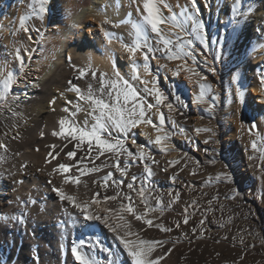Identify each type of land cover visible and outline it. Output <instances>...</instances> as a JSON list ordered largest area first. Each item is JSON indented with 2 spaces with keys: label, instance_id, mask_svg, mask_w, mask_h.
<instances>
[{
  "label": "bare ground",
  "instance_id": "6f19581e",
  "mask_svg": "<svg viewBox=\"0 0 264 264\" xmlns=\"http://www.w3.org/2000/svg\"><path fill=\"white\" fill-rule=\"evenodd\" d=\"M138 2L142 9V0H138ZM167 2L173 6L177 20L183 24L180 6L185 5L187 0H167ZM211 2L213 5L211 12L204 17L207 21L206 28L214 29L213 24L217 22V19L223 26L224 35L220 45H222L221 51L224 56L229 58L227 62L231 60L235 65L238 60L234 58L240 54L241 49L242 56H245L242 63L238 64L240 70L236 71V66L232 71L233 75L239 76L237 83L246 88L249 93L244 108H241L239 101L235 99L234 95L232 96V108L237 112L234 121L236 122V134H238L237 131L243 128L244 122L247 121V115L256 121H259L264 115V104L260 103L258 91L260 84L256 80L257 78L254 80V77H251L253 69L264 58V7L258 10L261 11V14L255 13L256 11L250 12L249 8H257V0H240L238 15H235L231 12V8L235 6V0H211ZM48 7L49 11L45 13V19L41 21L34 15V11L39 8L38 0H0V91L3 90L0 95V132L2 131L3 138L0 141L4 142L6 146L4 149L0 148V173L4 176L3 181L0 182V261H3L4 264H63L60 262L65 260L64 262L67 264H78L70 253L73 240L79 238L87 240L95 236L117 254V256L108 257L102 249H91L86 245L83 249L84 253L96 261V264H109L111 260L117 258L123 261V264H131V259L122 251V245L115 235L102 223L89 222L91 227L87 231L72 225L63 229L58 227L59 220L69 219L61 209L70 208V206L58 201L52 187H62L66 194L74 195L80 201L89 202L99 192L102 194L98 197L100 203L94 206V210L103 213L107 209H112L108 214L111 217L110 222L114 226L122 224L123 221L120 220L119 214L120 201L103 200V195L115 194L114 188L112 186L107 189L100 187L102 177L113 168H102L100 172L80 175L78 185L64 184L61 177L71 175L76 172L77 167H82L83 165L78 163L79 158L87 157L88 153L85 145L81 150H78L77 158L70 160L66 153L73 150L75 142L70 143V137L65 139L54 136L53 132L59 131V121L62 118L74 119L81 125L86 119L89 126L94 123V118L88 115L91 111L90 108L84 107L80 113H76L77 106H81L85 101L79 100L76 93L68 92L72 85H80L82 93H86L90 86L93 93L94 91L99 92L101 76L106 78L104 79L106 81H115L117 72L120 74L121 84L123 80L129 82L133 80L139 84L146 81L142 77H139L138 80L132 79L134 74L131 54L123 48L126 42L122 44L118 41L120 37L133 39V25L142 23L140 13L137 12L135 5L130 4L129 0H49ZM163 11L165 16L170 15L166 9ZM21 17H26L25 26L33 29L31 40L20 29ZM105 20L110 22L104 23ZM246 20L248 21L247 25L245 24ZM230 21H239V23H230ZM211 25L212 27H210ZM161 27L164 29V34L172 39H175L176 33L181 32V28L170 21H166ZM37 28L39 33L35 31ZM104 31L114 33L115 38H111V43H108V38L103 35ZM154 35L150 36L153 45L154 41L156 42ZM217 36L220 37V35ZM131 41L133 42V40ZM236 42L238 46L235 51ZM248 44L253 49L250 57L245 55L246 50L250 47ZM17 50H20V55L24 56L23 74H21V65L16 58ZM25 50H28L27 54ZM139 56L140 54L136 53V58ZM158 59H153V63L156 65L155 71L163 74L164 82L170 78L173 79L170 68L175 65L159 67L162 62H159ZM220 68L219 66L218 69ZM81 70L85 73L83 77L79 75ZM93 73L96 75L93 76ZM188 75L191 74L187 71L181 72L178 77L175 76V80L173 79V83H171L176 85L180 83L191 93L189 95L190 105L187 104V109L195 112L192 119L194 124L199 125L201 123L196 113H202V109L191 104V100L198 93L199 88L198 85L186 79ZM75 76L80 77L77 84L75 82L68 84L71 79H75ZM195 79L196 77H193V80ZM219 79L218 75L208 76L211 83ZM6 83L9 84L7 91H5ZM235 87L236 85L233 84V92ZM32 93H38V98L35 99ZM52 97L55 99L54 103H50ZM17 110L20 113L19 116L16 115ZM72 113H75V116H72ZM44 118L47 119L45 123ZM43 124L44 128H42ZM13 128L17 129L13 132L17 135L10 138L3 135L6 132H12ZM140 131L146 135L138 134L136 136L137 145L143 144L144 147L156 149L153 144L148 142V137L155 139L157 135L152 131L150 125L141 124L138 133ZM42 133L43 135H41ZM230 141V138L225 137L224 147L229 148ZM126 144L133 153L136 152V148L130 144V139L126 141ZM52 145H55V149H52L53 155L60 151V156L56 160H51L49 156V146ZM165 153L166 151H161V155ZM107 155L112 157L107 163H113L114 156L111 153ZM96 156L97 153L94 150L92 156L84 160V164H87L88 167L104 165L105 157L100 156L99 159H96ZM173 156L174 154H171L167 158L170 160ZM120 159L121 166H123L124 156L122 155ZM49 160L51 163H48ZM129 161H132V158H129ZM58 163L74 166L68 173L57 172L52 177H48L47 173L51 172ZM165 163V161H158L157 164L161 168L167 169ZM142 170L137 168V172ZM240 170L244 172L242 176H247L245 168ZM135 171L133 168L129 170L130 173ZM153 171L156 173V178L163 181L169 175L176 174L175 170L170 172L169 169L164 171L160 168L155 170L153 168ZM117 173H114L113 178L122 179ZM9 174H12L11 178H8ZM49 179L52 180L51 185L48 183ZM145 179L138 178L137 182L140 181L143 185L147 183L148 186H151V181L145 182ZM124 180L125 185L122 186L121 195L128 191L126 183L131 179ZM14 181H22V183H14ZM109 184L111 185V182ZM134 187L139 189L141 186L134 184ZM148 192L151 193L148 205L154 209V188ZM132 195L137 211L143 212L145 205L139 202V197L135 192ZM33 199L36 201L35 204L29 202ZM21 213L26 218V224L20 225L10 219L12 216H20ZM4 217L8 219H4ZM147 218L152 219L156 224L154 211H150ZM125 219L131 221L132 231L140 232L141 238L145 240L170 239L175 243L171 258L168 262H164L165 264H218V259L210 257L213 246L209 247L204 242L185 241L186 239L183 243H178V240L169 233L154 227L149 228L127 214H125ZM169 247H172V243L166 244L165 250ZM157 254H162L159 248L154 256Z\"/></svg>",
  "mask_w": 264,
  "mask_h": 264
},
{
  "label": "snow or ice",
  "instance_id": "6c2138e0",
  "mask_svg": "<svg viewBox=\"0 0 264 264\" xmlns=\"http://www.w3.org/2000/svg\"><path fill=\"white\" fill-rule=\"evenodd\" d=\"M130 4L136 6L137 12L140 13V19L142 23H136L133 25L134 28V40L130 44H124L123 48L125 51L131 54L132 61V71L134 73L132 79H139L138 66L136 64V53L141 49H146L143 52V70L149 72V57L151 54L152 59H156V54L160 56H167L169 60H180L184 63H187V58H190L192 63L195 65L199 63L203 66L207 74L215 77L217 76L216 62L221 60V53L218 45L222 37H219L215 34L209 33L206 29L207 21L205 16L210 14L213 7L211 0H187L185 5L180 6V15L183 17V24L177 20V14L173 11V6L167 2V0H142V9L138 0H129ZM238 2V0H237ZM39 8L34 11V15L39 17L41 21L45 19V13L49 11V0H38ZM29 7H32L29 5ZM54 7V5H53ZM264 7V0H257V8H249L250 12L258 11L260 8ZM164 9L170 13L169 16H165ZM231 12L235 15H238L236 7L231 8ZM26 17H21L20 19V29H22L27 35L29 40L32 39L31 31L33 29L25 26ZM166 21L172 22L174 25L181 28V32L175 34V40L170 36L164 34V29L161 27L165 24ZM110 21L105 20L104 23H109ZM230 23H239V21H230ZM248 21H245L247 25ZM39 33V29H35ZM150 33L155 34L156 42L155 46L152 43L150 38ZM103 35L105 38H108V43L112 42V37L114 33L109 31H104ZM202 46L198 47L197 43ZM252 46L250 45L249 49L246 50L245 55L250 57ZM26 54L28 50H25ZM211 56V59H209ZM199 57V59H198ZM16 58L21 65V74H23V65H24V56L20 55V50H17ZM70 59V58H69ZM159 67H166V65H160ZM239 65L237 66L236 71H239ZM188 73H194L196 79L193 80L192 75H188L186 79L189 82L195 83L198 85L199 91L194 95L191 100V104L200 107L202 105H207L206 111L209 114H212L216 107L217 102L220 98V93H216L211 96V100L206 99V96L210 93L215 92L213 84L208 80V75H204L201 72L197 71L195 67L187 68ZM258 79L260 81L259 96L260 103L264 104V66H257ZM81 77L85 73L81 70ZM93 76L96 74L93 73ZM173 76L180 75V69L177 68L176 71L172 73ZM115 81L105 82L103 76L100 78V95H95L91 86L89 87L86 93H82L81 89L77 85H72L71 91L76 93V96L79 100L85 101L91 107V111L88 113L89 116L94 118V123L90 126L88 120L86 119L83 122V125L78 124L74 119L62 118L59 121V131L53 132L54 136L64 137L68 139L69 142H75L73 145V150L66 153L67 157L70 160H75L77 158L78 150H81L86 145V151L88 156H81L78 163L82 164V167H77L76 172L71 175H64L61 177L64 184H76L80 183V175L86 173L100 172L102 168L111 167L115 172H118L121 177L127 176V169L129 167V158H132V163L136 162V159H139L143 163V171L147 174L148 179L154 177L156 173L153 171L151 164L157 163L149 154L143 144L137 145L136 136L146 135L142 131L138 133L139 126L141 124L149 125L152 124L156 128L158 134L153 140L151 137H148V142L157 146L161 151H166L167 149L164 146V141H167L170 136L169 133L164 131L165 117L164 114L160 111V106L164 105L169 113H172L176 108L187 107L185 101L181 98L180 95H174L172 92H165L158 85L157 79L154 77L151 81L152 87L147 86V81H142L144 84L142 95L128 80H123L121 84V77L119 72L116 73ZM11 80V77H9ZM239 76L233 75L230 77L229 90L232 89L233 84L236 85L233 95L236 100L239 101L241 108L246 107L247 96L249 93L247 89L244 88L241 84L237 83ZM9 84H5V91L8 90ZM178 87V86H176ZM174 95L176 101V108H174L173 103L169 100V96ZM150 97H154V103L149 101ZM51 103H54L52 101ZM155 108L156 112L149 115L150 111ZM67 110V109H66ZM80 107L77 106V111H80ZM155 115L158 117L159 124H153L152 116ZM72 116H75V113H72ZM171 119V117H169ZM261 121L264 122V116L261 117ZM174 125L176 124L175 120L171 121ZM258 127L255 120L252 121L251 126L248 129L249 133H252ZM180 132H184V128H179ZM195 132L197 134L204 132L210 133L206 139L203 140V144L208 145L209 143H216L215 137L217 135L216 131L213 128H196ZM259 135V132L256 133ZM43 135V133L41 134ZM130 139L131 146L136 148V152L130 150L129 146L126 144V141ZM0 147H6L3 144H0ZM49 156L51 160H56L60 156V151L55 152L53 155L52 149H55V145L49 146ZM66 147V145H65ZM251 147L253 149L257 148L256 141H252ZM96 151V159H99L100 156L105 157V164L101 166L88 167L87 164H84V160L92 156L93 151ZM61 151H63L61 149ZM203 151L207 154L210 149L204 148ZM212 152H215V149H211ZM111 153L115 159L114 162L109 164L108 160L112 157L107 154ZM124 156L123 166H121V156ZM249 159H252L250 156ZM51 160L48 163H51ZM145 161H151L147 163ZM211 162H215L213 158ZM174 163H179L178 161H173ZM198 163V162H197ZM74 165L58 163L56 167L52 169L51 172H48V177H52L54 173H68ZM227 167V166H226ZM167 171V169H164ZM79 175H78V174ZM195 175V171L192 172ZM114 172L108 171L106 175L102 177V183L100 187L107 189L109 186L114 188V195H103L104 201H120L119 203V214L120 220L123 221L122 224H116L110 222L109 212L112 209H107L105 212H99L94 210V206L100 203L98 197L102 194L97 192L92 200L89 201H80L74 195L66 194L62 187H52V191L56 194L58 201L61 203H66L70 208H62L61 211L69 218L68 220L58 221V227L63 229L69 225L77 226L80 229L87 231L91 227L89 222H100L102 223L109 231H111L115 238L122 245V251L127 254V257L131 259V264H160V262L165 258V256L172 252L175 243L170 239L166 240H145L141 238L140 232H133L131 221L125 219V214L134 218L135 221H141L143 225H146L149 228H157L162 232L168 233L172 231V228L166 227L163 224L156 223L154 224L152 219L147 218L150 211H154L148 205L149 198L151 193L148 192L146 187L141 184L139 189L134 187V184L137 180L136 176H132L131 182L126 183L127 192H122V186L125 185L124 179H114ZM12 174H9L8 178H11ZM4 176L0 173V182H2ZM173 182L177 179V174H173L169 177ZM215 179L217 181H233V176L230 172H221ZM111 182V185L109 184ZM14 183H22V181H14ZM48 183L51 185L52 180L49 179ZM235 191V189L233 190ZM135 192L139 197V202L145 205L143 212H138L135 206V200L132 193ZM146 192L148 194L146 195ZM171 196L172 194L169 193ZM179 193H176L175 199H179ZM260 198L264 200V192L260 194ZM155 199L159 203V196H156ZM127 201V203H125ZM32 204H35L36 201L30 200ZM195 203V202H194ZM4 219H8L4 217ZM13 221H16L20 225L26 224V218L23 213L20 216H12L10 218ZM189 223L188 215H185L183 218V224L187 225ZM200 225L203 226L204 220H201ZM181 223L177 222L175 228L179 229ZM142 231V229H141ZM197 229L194 227L192 232L195 233ZM132 237V238H126ZM172 243V247H169L165 250V245ZM90 247L91 249H102L108 257L117 256V254L108 246H105L103 242L98 237H92L91 239L79 238L73 240L72 246L70 248V253L74 260L78 264H96V261L89 258V255L85 254L83 249L85 246ZM157 248H159L162 254L156 253ZM38 259V257H36ZM0 264H4L3 261H0ZM109 264H123V261L113 259Z\"/></svg>",
  "mask_w": 264,
  "mask_h": 264
},
{
  "label": "rangeland",
  "instance_id": "374dc122",
  "mask_svg": "<svg viewBox=\"0 0 264 264\" xmlns=\"http://www.w3.org/2000/svg\"><path fill=\"white\" fill-rule=\"evenodd\" d=\"M239 3L240 0H238V2L235 0L237 11ZM258 12L261 14V11H256L255 13ZM215 23L213 24L214 29L208 27V29L206 28L207 31L223 37V26L219 23L218 19ZM210 27H212V25ZM151 35L152 33H150V36ZM113 38L115 37L113 36ZM120 38L118 39L120 43L124 44L126 42V44H130L132 43L131 40H134V34L132 35L133 39L131 40L129 37L122 38V40H120ZM173 40L175 39L173 38ZM196 43L198 47L202 48L198 42ZM237 44L238 43L236 42L234 45L235 51L238 46ZM214 47H218L221 53V60L216 62L215 65L218 72L217 75L220 79L214 81V83L212 82L215 92L208 94L206 99L210 101L211 96L216 93H220V98L217 102V107L212 114H209L206 111V104L200 106L202 113H196V115L199 116L201 123L199 125L194 124L192 119V117L195 116V112L189 111L187 107L176 108L174 95H180L186 105L188 104L189 106V95H191V93H189L185 86L180 83H177V85L179 84L178 87H176V84H172V80H175V76H173L172 73L176 71L178 67H180V73H185L187 68L196 66L195 68L197 71L204 75H208L209 77H211V75L207 74L203 66L199 63L194 65L192 61H189L190 58H187V63H184L180 60H169L166 55L160 56L157 53L156 58L160 59H158V61L162 62V65H164V63L167 67L171 66V64L175 65V67L171 66L170 68L173 79L170 78L168 81L164 82L162 78L163 74H159L155 71L156 65L153 63L151 54L149 57V72L144 73L143 52L146 49H141L137 52L140 54V59L136 58L139 75H141L139 77L145 78L146 81H149L147 86H153L151 79L155 77L162 90L166 93L171 91L174 93V95L169 96V100L173 103L174 108H176L174 112L169 113L164 105L160 106V111L165 117L164 131L169 133L170 136V138L163 143L164 146H166V148L168 146V149L170 150L167 149L166 153L161 155V151H159L160 149L155 145L154 148L156 149L147 146H145V149L149 152L151 157H153L154 154L153 159L157 163L158 161H165V164H167L169 161L165 167L169 169L170 172L175 170L177 179L173 182L169 179L172 175H169L163 181L158 177L156 178L155 175L153 178H150V180L146 178L147 174L144 173L143 170L137 172V168L143 169V163L141 161H136L135 163L129 161L127 176L121 178L127 180L128 178L132 179V176H136L137 179L140 178V180L146 178L147 180L145 179V182L151 181V186H148L147 183L144 184V186L147 190L154 188V220L156 223L172 228V231L168 233L176 238L178 243H183L186 239L185 241L204 242L209 247L213 246V249H211L212 251L210 252V257H214L215 260L218 259L220 261H218V264H264V200L260 198V194L264 192V122H262L261 119L259 121L255 120L258 127L252 133H249L248 129L254 119H250V116L247 115V121L244 122L243 128H240V130L237 131L238 134H236V122L234 120L237 112L232 108L233 86L232 89L229 90V79L233 76L232 71H234V68L238 66L239 63H242L245 56H242L241 49L239 52L240 54L234 58L238 60L234 65L231 60L227 62L229 58L227 59L226 56H224V53H222V45H220V43ZM209 59H211V56H209ZM231 59H233V56H231ZM259 65L264 66V58ZM219 66L221 67L220 69H218ZM255 68L253 69L254 72H252L253 74L251 77H254V80L257 78L256 80L260 84L257 67ZM189 74L195 77L194 73ZM78 79H80V77L75 76V79H71L68 84L76 83ZM105 82L108 81L105 80ZM129 83L144 95V84H139V82L133 80ZM77 86L80 87V85ZM2 91L3 90L0 91V95L2 94ZM69 91L75 93L70 89L68 92ZM32 94L35 99L39 96L38 93ZM94 94L100 95L97 91H94ZM52 100L55 101L54 97L51 98L50 103ZM149 101L154 103V97H150ZM79 107L81 110L84 107L91 109L86 102ZM80 111H77L76 113H80ZM154 111H156L155 108L150 111L149 115L155 113ZM18 113L17 110L16 115L19 116L20 113ZM11 114L13 115V113ZM169 117H171V119H169ZM152 119L153 124H159L157 116L153 115ZM46 120L47 119L44 118V123ZM172 120L176 121L175 125L171 122ZM149 125L154 133L157 135L161 134L156 131V128L153 127L152 124ZM42 126L41 127L44 128L45 125L43 124ZM180 127L184 128L183 133L180 132ZM198 127L213 128L217 133L215 137L216 143H209L208 145L203 144V140L206 139L210 133L201 132L197 134L195 129ZM16 130L17 129L13 128L12 132H6L3 135H7V137L10 138L11 136L17 135L16 133H13ZM1 132L0 140L2 141L3 136L1 135ZM257 132H259V135L256 134ZM225 137H228L231 140L229 142V148L224 147ZM254 140L257 143L256 149L251 147L252 141ZM1 144L5 145L4 142H1ZM204 148H209L210 151L205 154L203 151ZM213 148L215 149V152L211 151ZM1 149H4V147ZM171 154H174V156L169 160L167 157ZM250 156L252 159H249ZM161 157L164 159L162 160ZM213 158L215 159L214 163L211 162ZM173 161H178L179 163L173 164ZM145 162L151 164V161ZM157 163L151 165L152 169L154 168L155 170L156 168H160L164 170V167L161 168ZM132 168L136 171L130 173L129 170ZM241 168L246 169L245 175L247 176H242V173L244 172L240 170ZM112 171L114 172V169ZM193 171H195V175L192 174ZM221 172H230L233 176V181H217L215 177ZM117 174L120 175L119 173ZM140 183L143 184L136 180L135 185L137 184L141 186ZM234 189L235 191H233ZM177 192L180 194L179 199H175ZM169 193L172 195L170 196ZM156 196H159L160 198L159 203L155 199ZM185 215H188L189 217V223L187 225L183 224V218ZM199 220H204L203 226L200 225ZM177 222L181 223L179 229L175 228ZM194 227L197 229L195 233L192 232ZM170 255L171 253L167 254L160 264H165L166 261L168 262L171 258ZM64 261L61 260L60 263L63 262V264H67Z\"/></svg>",
  "mask_w": 264,
  "mask_h": 264
}]
</instances>
